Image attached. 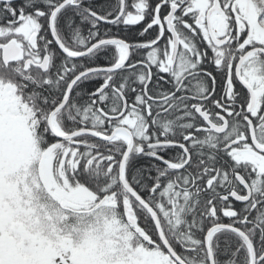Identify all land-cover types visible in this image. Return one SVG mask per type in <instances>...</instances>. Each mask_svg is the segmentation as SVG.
Segmentation results:
<instances>
[{
    "label": "snow or ice",
    "instance_id": "1",
    "mask_svg": "<svg viewBox=\"0 0 264 264\" xmlns=\"http://www.w3.org/2000/svg\"><path fill=\"white\" fill-rule=\"evenodd\" d=\"M0 264H264V0H0Z\"/></svg>",
    "mask_w": 264,
    "mask_h": 264
}]
</instances>
